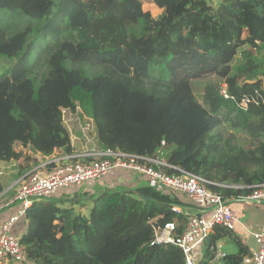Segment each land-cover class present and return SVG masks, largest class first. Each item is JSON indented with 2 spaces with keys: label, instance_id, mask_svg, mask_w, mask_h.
<instances>
[{
  "label": "trees",
  "instance_id": "trees-1",
  "mask_svg": "<svg viewBox=\"0 0 264 264\" xmlns=\"http://www.w3.org/2000/svg\"><path fill=\"white\" fill-rule=\"evenodd\" d=\"M152 2L162 9L157 18L141 0H0V59L8 65L0 74V161L71 157L67 109L92 120L102 151L148 159L162 152L229 204L264 184V0ZM207 75L224 82L227 98L207 83L198 101L192 80ZM225 130L252 146L232 143ZM91 198L87 215L52 198L31 205L19 237L29 264H185L178 247L150 245L156 226L173 222L175 236L186 226L170 196L149 185ZM224 239L237 251L221 264H241L247 249L220 226L200 264Z\"/></svg>",
  "mask_w": 264,
  "mask_h": 264
},
{
  "label": "built area",
  "instance_id": "built-area-1",
  "mask_svg": "<svg viewBox=\"0 0 264 264\" xmlns=\"http://www.w3.org/2000/svg\"><path fill=\"white\" fill-rule=\"evenodd\" d=\"M220 94L224 98L228 97L224 85L221 86ZM248 102L242 101L240 106L246 108ZM66 111L69 110H61L62 122ZM158 156L157 159H148L107 150L100 154L63 157L36 165L23 176L10 201L0 200V264H29L26 249L19 237L25 227L26 211L34 202H47L58 193L72 188H91L96 181L120 171L143 176L157 191L170 196L181 206L184 204L194 209L195 212L191 213L182 210L179 205L174 206L172 211L186 217L184 230L180 236H175L176 226L173 222L156 226L150 245H174L182 251L185 264H200L203 243L214 227L220 226L236 232L235 213L227 199L208 189V181L168 164L162 152ZM70 158L77 160L63 164L60 162ZM51 163L53 165L49 166ZM152 165L170 168L176 173L167 174ZM252 189V193L242 199L259 204L264 200V184ZM250 236L256 243V249L245 255L241 264H264V230L252 231ZM226 255L223 244L217 242L212 249L209 264H221Z\"/></svg>",
  "mask_w": 264,
  "mask_h": 264
},
{
  "label": "crops",
  "instance_id": "crops-1",
  "mask_svg": "<svg viewBox=\"0 0 264 264\" xmlns=\"http://www.w3.org/2000/svg\"><path fill=\"white\" fill-rule=\"evenodd\" d=\"M161 11L162 9H159V12ZM78 156H82V153H74L71 157ZM20 166H23V169H21ZM34 167L35 165H33V162H26L24 161V159L20 161L10 162L0 161V200L4 202L10 201L15 195L23 176ZM110 181L111 182H108V184L106 185V188L102 187L97 191L90 192L88 191L89 189H84L83 187L72 188L58 193L55 197L52 198V200L56 201L58 205L62 207L73 206L74 209L80 211L84 215H87L93 204L91 197L98 191L114 188L129 190L150 185V183L143 176L126 171L116 172V174L112 176V179H110ZM230 205L235 213V217L237 220V230L234 234L237 236L239 242L247 249L249 253L251 250L256 249L255 241L250 236V233L254 230L259 229L258 227L262 225H260V219L255 218L258 212L256 208L247 207L246 205H248V203H245L244 199L235 200ZM256 207L263 208L264 210V201L259 205L256 204ZM184 211L191 213L195 212L192 207L185 208ZM220 242L223 244V247L227 254H233L237 251L236 245L233 243V241L224 239Z\"/></svg>",
  "mask_w": 264,
  "mask_h": 264
},
{
  "label": "rangeland",
  "instance_id": "rangeland-1",
  "mask_svg": "<svg viewBox=\"0 0 264 264\" xmlns=\"http://www.w3.org/2000/svg\"><path fill=\"white\" fill-rule=\"evenodd\" d=\"M141 2L143 4L142 9H144L145 11H148L152 18H157L160 15L161 13L159 12L160 8L156 6V4L152 2V0H141ZM209 2L213 5L214 8H216L218 4L220 3V0H209ZM7 66H8L7 63L0 59V74L3 73V71L7 68ZM207 83L209 84L218 83L220 86L224 85V82L219 81L214 75H207L200 79L192 80V88L199 102L201 101V94H202L204 85ZM63 126L69 134L71 146L74 150V153L76 154L78 153L100 154L102 153V150L99 148L98 139L96 135V129H95V126L92 120L80 117L79 112L73 113V112L66 111L63 115ZM222 134L224 137L230 136L232 134L234 138H231V142L237 143L240 147L244 149H248L252 146L250 139L246 137V135H244L243 133H235L233 131L225 130ZM115 174L116 172H114V174L107 176L104 179L96 181L95 182L96 185L94 184L91 188H88L89 189L88 191L90 192L97 191V190H100V188L102 187L106 188V185L108 184V182L110 183L112 181V180L110 181V179H112V176ZM94 187H95V190H94ZM235 187L239 188V186H235ZM263 201L264 200H261L259 204H261ZM245 203H248V205H246L247 207L256 208L258 214H256L255 218H259L261 221L260 225L262 224L260 227H258L259 229L254 230V231L264 230V210L263 208H257L256 207L257 203L253 201H245Z\"/></svg>",
  "mask_w": 264,
  "mask_h": 264
},
{
  "label": "water",
  "instance_id": "water-1",
  "mask_svg": "<svg viewBox=\"0 0 264 264\" xmlns=\"http://www.w3.org/2000/svg\"><path fill=\"white\" fill-rule=\"evenodd\" d=\"M234 188V187H233Z\"/></svg>",
  "mask_w": 264,
  "mask_h": 264
}]
</instances>
